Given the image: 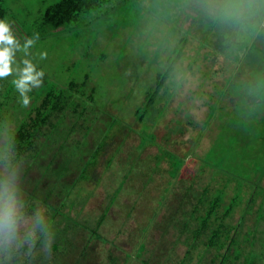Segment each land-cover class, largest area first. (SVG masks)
<instances>
[{
    "label": "rangeland",
    "instance_id": "rangeland-1",
    "mask_svg": "<svg viewBox=\"0 0 264 264\" xmlns=\"http://www.w3.org/2000/svg\"><path fill=\"white\" fill-rule=\"evenodd\" d=\"M58 1L0 2L21 44L39 34L27 58L45 72L28 108L14 77L0 80V125L15 130L51 91L62 99L54 133L46 131L45 146L25 165L28 191L50 196V213L67 216L69 204H79L78 224L56 226L51 264H217L205 238H191L215 200L219 214L233 207L224 225L237 226L244 254L264 252V86L244 84L258 71L241 66L248 55L256 62L251 44L264 49V38L228 45L224 30L195 15L194 0H111L62 28L40 29L42 13ZM165 71L139 122L137 110ZM198 199V214H185ZM108 203L94 238L88 228Z\"/></svg>",
    "mask_w": 264,
    "mask_h": 264
},
{
    "label": "clouds",
    "instance_id": "clouds-1",
    "mask_svg": "<svg viewBox=\"0 0 264 264\" xmlns=\"http://www.w3.org/2000/svg\"><path fill=\"white\" fill-rule=\"evenodd\" d=\"M194 13L218 26L235 44L264 35V0H194ZM23 44L13 25L0 19V80L11 81L19 103L28 108L29 93L43 84L45 72L28 59L39 34L24 37ZM17 53L23 58L17 61ZM47 51L39 58L45 60ZM22 65V66H21ZM25 157L17 148L13 126L0 125V264H51L57 231L47 206L28 191Z\"/></svg>",
    "mask_w": 264,
    "mask_h": 264
},
{
    "label": "trees",
    "instance_id": "trees-1",
    "mask_svg": "<svg viewBox=\"0 0 264 264\" xmlns=\"http://www.w3.org/2000/svg\"><path fill=\"white\" fill-rule=\"evenodd\" d=\"M2 0H0L1 2ZM111 0H59L55 4L47 7L41 15V21L39 23V28H51V29H59L64 27L71 22L77 20V18L82 15L86 14L93 9L110 2ZM6 15L5 9L0 4V19H4ZM260 38H264L262 35ZM231 44L228 43V45ZM233 47L235 51V45H230ZM247 45L243 46V49L246 48ZM251 48H254L255 51L258 53L257 60L254 63H248V57H245V60L242 61V69L245 73L248 71L256 72L258 71V78L255 80L254 77H246L247 79L244 80V84L252 85L255 83L261 84L264 86V49L259 48L256 44L252 43ZM247 50V49H245ZM243 50V51H245ZM236 58L235 52H233ZM168 70L171 67L167 68ZM168 72L161 73L156 78L155 89L152 93L147 95L145 104L141 109L137 111V119L141 122L144 118L146 112L154 105L156 94L160 91V89L164 86L166 79L168 78ZM62 99L61 96H57L54 94V91L47 93L40 104L35 107L34 109L30 110L28 117L25 121L21 122L17 128H15V139L17 143L18 151L22 156L25 157V160L30 158V152L35 153L36 151H41L45 146L46 138V131H49L48 134L51 135L54 133L55 126L51 121V117L54 116V113L60 112L63 109L62 106ZM41 146V147H39ZM98 157V151L94 156H92V160H84L83 168L79 173V180L83 181L86 180L85 177L88 176V172L95 167L96 161ZM32 158V157H31ZM30 193V192H29ZM203 196H206V191L201 193ZM30 195L35 198H39L36 196L33 191H31ZM186 198L187 195H186ZM43 201V203L49 208L48 201L49 197L39 198ZM200 202V203H199ZM62 206V200L60 201ZM59 203V204H60ZM80 203V202H79ZM189 203V200L188 202ZM186 203V204H187ZM58 204V205H59ZM199 204H203L202 199H198L197 204L194 208H191L190 211L185 210V214L197 215L198 214V206ZM65 205V204H64ZM61 207V210L65 211L66 207ZM68 205V204H67ZM112 203H108L107 208L105 211L99 216V218L95 221L93 227L88 228L90 234L94 238H99L98 230L102 226L103 221L105 220L107 211L109 206ZM218 200L213 201V203L206 209L204 214L199 215V220H195L199 222L198 226L196 227L195 231L192 232L191 238L193 237L194 240L192 242L200 240L201 238H205L204 246L208 250L215 251V255L213 257V263L217 264H241L240 259L243 257L242 264H264V252L256 254L253 252H248L244 254L243 249H241L238 245V234L236 232V225H230L229 223L224 225L225 220L231 216V212L233 207L229 205L226 209L224 214L218 213ZM79 204L76 202H71L69 204V209L66 210V215H60L57 210L55 212H51L48 209L50 219L54 222L57 234H61V231L56 226L65 223V229L68 226H71L70 221L73 223H79L77 220ZM204 209V208H203ZM75 216V217H74ZM66 217V218H65ZM187 219V218H186ZM190 220V219H189ZM188 220V221H189ZM74 225V224H73ZM82 228H86V225L79 224ZM187 224L184 225L183 228H186ZM206 235V233H208ZM62 240V238H60ZM58 241V242H57ZM59 238L57 237L56 243L54 244L53 249L57 251L60 247ZM189 248L186 251L185 259H189L190 255L192 254V250L194 249V245H189ZM181 264H186L182 262Z\"/></svg>",
    "mask_w": 264,
    "mask_h": 264
}]
</instances>
